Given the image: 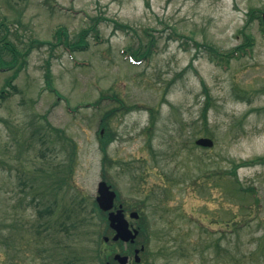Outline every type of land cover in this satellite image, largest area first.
I'll list each match as a JSON object with an SVG mask.
<instances>
[{"label": "rangeland", "instance_id": "obj_1", "mask_svg": "<svg viewBox=\"0 0 264 264\" xmlns=\"http://www.w3.org/2000/svg\"><path fill=\"white\" fill-rule=\"evenodd\" d=\"M252 12L263 17L264 0H0V40L30 51L15 89V71L0 69V264L128 251L103 241L102 180L145 216L143 264H264V19ZM60 28L70 44L90 30L89 46L71 50ZM245 33L251 55L209 59L203 44L228 52ZM151 41L150 59H127ZM121 102L130 111L106 117Z\"/></svg>", "mask_w": 264, "mask_h": 264}, {"label": "trees", "instance_id": "obj_2", "mask_svg": "<svg viewBox=\"0 0 264 264\" xmlns=\"http://www.w3.org/2000/svg\"><path fill=\"white\" fill-rule=\"evenodd\" d=\"M256 18L261 19V17L259 15L252 12L251 20L256 19ZM116 28L123 30V29H126L128 27L126 25L117 24ZM89 31L90 30H83L82 33L79 35V39L72 44H70L68 42L69 33H68V30L66 28L58 29L55 33V36L59 42H62V38L64 37L65 38L64 44L66 46H70L71 48H73L75 50V49H79V48L89 46V44L86 42V37L88 35L87 33ZM95 35L97 38H99V31L98 30L96 31ZM244 36H245V41L242 44L232 48L228 52H221L220 50H218L213 45L207 44V43L203 44V47H205L204 50L208 54V57L212 62L216 63L217 65H229V63L232 59L238 58L241 56L242 57L246 56L252 52L253 47H254V43H255L254 38L250 34L249 35L246 34ZM47 43L51 44L50 42H41V44H47ZM196 45L200 46L199 43H197ZM31 48L32 47H30V50H31ZM154 48H156L155 43H154V41H151L144 51L142 50V46H139L137 49H134L133 47L129 46L127 48V50H125V51H126V54L133 56L137 60H148L153 55ZM6 51L9 52V54H11L13 57V60L9 63H6L5 59L3 58V54ZM29 52L30 51H27L25 54L20 52L18 49L15 48L13 43H11L10 41H7L6 37H3L0 40V69H8V70H14L15 71L14 76L12 78H10V80H8L6 83V86L8 88L15 89V87L13 85V80L15 78H17L18 73L24 68V66L26 64V62L21 63L20 60L23 59L24 57H26V55H28ZM24 59L25 60H23V61H26V58H24ZM7 65H9V66H7ZM46 77H47V82H48V89H50L51 92H56V90L54 88H52V86H51L52 85L51 84L52 83V79H51L52 74H51V70L49 69V67H48L47 72H46ZM56 93L59 96V93L58 92H56ZM8 95H10L9 91L4 88L0 92V99L1 98L6 99V96H8ZM122 110L130 111V108L127 107L123 102H121L120 106L117 107L116 109L109 111L107 113L106 117L112 116L116 112L122 111ZM206 112H207V110L205 109L204 115L206 114ZM150 130H152V128ZM99 136H100L101 150L103 151V154H104L103 164L105 166V164L108 162L107 145L112 140L113 137L108 138L107 136L102 135L100 131H99ZM260 161H264V159H260ZM239 167H242V166H239ZM239 167L235 166L232 169L231 172L233 175H236L237 169ZM70 173H71V171H70ZM68 178H69V176L63 177L62 183L60 182V184H62V185L65 183L68 184V182L70 181V179L68 181ZM94 205H95V210H97L100 213L101 211L98 209L96 203H94ZM47 213H49L48 209H43V210L38 211V214L40 216L45 215ZM101 214L104 215L103 212ZM98 259L100 260V254H99ZM77 260H78V258L76 257V255H74L73 258H71L69 261L65 260L64 263L65 264H74V262Z\"/></svg>", "mask_w": 264, "mask_h": 264}, {"label": "water", "instance_id": "obj_3", "mask_svg": "<svg viewBox=\"0 0 264 264\" xmlns=\"http://www.w3.org/2000/svg\"><path fill=\"white\" fill-rule=\"evenodd\" d=\"M196 143L204 147H212L214 145V142L209 138H200L196 141ZM98 193L99 195L97 197V203L99 205V208L103 211L111 210L114 207L116 193L111 190L110 186H108L106 182H101L99 184ZM134 215L136 214L133 213L132 216ZM109 221H110V226L116 230V235L114 237L115 241L119 239L123 241L135 240L136 236L138 235V231L133 232L132 230L129 229L128 222L125 220L121 208L116 213L111 212L109 214ZM138 253L139 251H137V254ZM115 259L118 260L120 264H127L129 260L127 256H121L119 254L116 255ZM137 260H139L138 257Z\"/></svg>", "mask_w": 264, "mask_h": 264}, {"label": "flooded vegetation", "instance_id": "obj_4", "mask_svg": "<svg viewBox=\"0 0 264 264\" xmlns=\"http://www.w3.org/2000/svg\"><path fill=\"white\" fill-rule=\"evenodd\" d=\"M124 209H125L124 210L125 211V215L129 219L130 226L132 228H138L141 231L143 229V227L145 226V222H146L145 217H143V215H141V213L138 212V213H140V217L138 219H136V220L130 219V214H131L132 211H129V209H127V208H124ZM141 216H142L143 219L141 218ZM120 244L123 245V246H127L128 247V255L130 257H132V256L135 257V260H134L135 263L134 264H136V263L141 264V262H137L136 261V250H138V247H137V245H136L135 242L134 243H131V242H128V243L121 242ZM142 246H144V244H141L140 247H142Z\"/></svg>", "mask_w": 264, "mask_h": 264}]
</instances>
